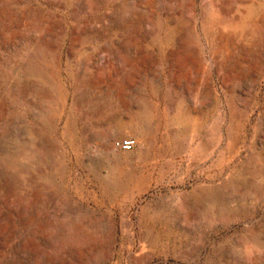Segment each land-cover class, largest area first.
<instances>
[{
    "label": "rangeland",
    "instance_id": "rangeland-1",
    "mask_svg": "<svg viewBox=\"0 0 264 264\" xmlns=\"http://www.w3.org/2000/svg\"><path fill=\"white\" fill-rule=\"evenodd\" d=\"M0 264H264V0H0Z\"/></svg>",
    "mask_w": 264,
    "mask_h": 264
},
{
    "label": "built area",
    "instance_id": "built-area-1",
    "mask_svg": "<svg viewBox=\"0 0 264 264\" xmlns=\"http://www.w3.org/2000/svg\"><path fill=\"white\" fill-rule=\"evenodd\" d=\"M135 143V140L130 135H126V137L114 140L112 146L119 151H128L135 146Z\"/></svg>",
    "mask_w": 264,
    "mask_h": 264
}]
</instances>
